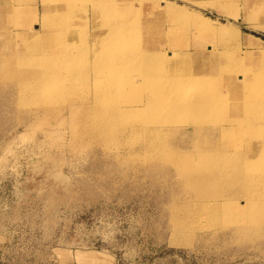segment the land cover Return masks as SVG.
I'll list each match as a JSON object with an SVG mask.
<instances>
[{"label": "rangeland", "instance_id": "obj_1", "mask_svg": "<svg viewBox=\"0 0 264 264\" xmlns=\"http://www.w3.org/2000/svg\"><path fill=\"white\" fill-rule=\"evenodd\" d=\"M51 1L0 0V264H264V207L210 220L196 206L231 195L246 199L236 194V181L223 179L209 188L191 181L202 162L196 154L208 148L219 154L223 137L216 130L200 131L194 122L202 120L205 130L227 127L220 117L225 113L161 106L153 112L134 106L155 94L163 78L145 92L144 84L130 88L121 71L137 64L140 70L150 68L142 58L157 40L142 44L134 39L114 50L97 38V50L104 49L110 62L93 60V32L109 35V26L120 23L115 19L138 15L131 19L134 24L157 27L164 34L161 46L188 45L208 67L219 68L221 83L231 72L234 82L246 86L251 76L245 68L264 78V0H162L164 5L153 13L149 0L136 5L134 0H98L96 13L93 0H74L69 21L55 27L44 24ZM94 13L98 23L92 26ZM199 17L206 22L199 23ZM67 23L74 27L67 40L73 42L75 57L58 64L75 67L71 90L54 92L61 82L54 77L43 87L46 93H40L32 80L41 77L47 62L41 59L29 68L14 63L29 56V45L56 42L51 31L63 32ZM246 35L261 42L250 44L255 42ZM135 46L142 47L135 56L115 59L114 52L125 54ZM157 65L163 77L192 67L171 56ZM115 80L126 82L128 89L113 94ZM261 84L264 92V79ZM94 94L110 99L99 107H116L121 115L112 120L107 109L96 115L88 111ZM183 94L194 92L188 88ZM229 137L236 144L237 132ZM255 188L251 183L246 190L252 194L249 199L264 202Z\"/></svg>", "mask_w": 264, "mask_h": 264}, {"label": "bare ground", "instance_id": "obj_2", "mask_svg": "<svg viewBox=\"0 0 264 264\" xmlns=\"http://www.w3.org/2000/svg\"><path fill=\"white\" fill-rule=\"evenodd\" d=\"M134 1L135 2H133V4L136 5L147 0ZM149 1L150 5L148 10L152 11V13L155 9H159L161 4H163L162 0ZM97 2L98 0H93L95 13L98 11L99 6L97 5ZM50 6L51 7L48 8V10L50 9V16L45 17L44 15V24H47V26L52 25L55 27L59 26L61 23L64 24L63 19H65V22H67V20L69 21L68 17H70V14L75 11L72 10V7H74V0H53L51 1ZM68 12H70V14H68ZM95 13L92 17L93 19L91 20L92 26L98 23ZM134 16L127 15L123 19H115L116 23L118 21L120 23L118 22L119 25L115 24L109 26V29L110 27L113 29L112 33L109 35L106 33L103 34L101 32H96V30L93 32V36L96 38L95 41L93 40V60L96 61L98 65H102L104 62V65H106L110 62L107 61L110 57L104 49L97 50L100 43L97 38L104 39L107 44L113 46L114 50L118 46L121 48V43L126 44L134 39L141 40L142 44H146L149 40H157V42H152L153 45H149L147 51L145 52V58H142V64H146L147 66H150V68L146 67V69L140 70V64H137L136 67H133L132 69L121 71L122 75H128L126 82L130 88H133L138 84H144L146 86V89L143 88L145 89V92L149 91L150 88H154L155 80L163 78L162 82H164V85L159 87L157 90L154 88L155 94L152 95V93H148L149 95L146 100L137 99L138 101H135L134 106L145 108L146 110L153 112H155L159 106L164 109H171L172 111H175L174 108H177L178 111L190 108L196 113L203 112L207 115L210 113H216L215 116L223 112L225 113L224 115L219 114L221 119L230 124L227 127L220 124L221 126H214L211 128L212 130H205L202 126V120L194 122L193 126L197 125L200 131L204 130L211 133L216 130V134L222 135L223 137L221 151L218 152L219 154L213 153L211 151L212 149L209 148L196 154V157L198 156L202 162H199V164H197L194 168L191 181L194 183L198 182L201 184L199 187H202L203 185L205 188H209L212 185L211 183L223 181V179L226 183H233L236 181L238 183V185L236 184L238 186V192L236 194L244 195L246 199L239 201L236 197L231 195L222 200H203L197 203V209L200 213H203L204 215L207 214L211 220L214 217L220 216H222L220 218H228L232 215H242L241 213L244 210H249L251 212L256 208H263L264 202L249 199L252 194L250 195L246 190L252 183V188L256 187V192H259V195L264 194V179L260 178V176H264V172L262 170V168H264V136L263 138L261 136V132H264V92H261L263 84L259 85L264 78L261 77V75L259 76L254 73L256 72V69L245 68L244 72L251 76V82H249L246 86H240L238 83L234 82L233 78L235 75L231 72L228 73V76L226 75V83H221L220 80L222 78L218 73L219 68L208 67V65L204 62V59L198 57L200 55L198 51H191L188 48V45H176L175 42L173 44L171 43L169 48L161 46L160 35L162 37L164 34H161L157 27L153 29L148 26L146 27L144 24H134L131 21ZM135 17L137 19L141 18L138 15ZM84 19L85 17L83 16V20ZM198 22L205 23L206 19L199 17ZM67 24L65 27L63 25L64 29L61 28L63 32L59 30L61 33L59 31V33L55 31L56 28H54V31H51L52 35H57L53 36L56 39H53L56 41L54 42L57 44L56 48L51 47L52 41L51 44L50 42H47V45L42 43L43 46H39L38 44L32 46L31 44L27 47L29 56L21 58L19 61L14 63L19 67L27 68L26 66H28L29 68L35 61L43 59L47 62V64L43 66L44 72H41V77H39L40 79L36 78L37 80H32V85L40 86L41 89L39 88L40 91H38L40 93H46L43 87H45L54 77L60 78L61 81L59 84L60 88H55L53 90L54 92L65 93L70 92L69 90H71L70 86L72 85V78L76 75L74 72L76 69L72 63L58 64L62 60H67L66 58L73 59L75 57V49L72 47L73 42H68L67 40V37H70V33L74 30V27L73 25ZM221 33L224 32L222 31ZM246 37L251 38L255 42L250 44L255 45L261 42L259 38L252 35H246ZM62 40H65V43L67 44H71L70 48L62 46L64 42ZM84 50L87 51V45ZM125 50L127 51L125 54L124 52H121L120 54L114 52L115 59L120 61L124 60L127 54L135 56L140 50H142V47L135 46L130 48V50L129 48ZM187 50L191 52H188ZM23 56L27 55H22V57ZM164 56H171L173 61L181 59L187 60L192 64V67L188 65L183 69L174 71L168 77H163L160 67L157 64H160V60L163 59ZM85 59H87V56H85ZM124 63H126V61ZM39 66H35V68L40 72L42 67L40 68ZM122 68H124V66ZM117 69L118 67H116V70ZM90 73V70H86L84 72V76H88ZM32 76L33 78L35 77V75L30 74V77ZM125 83L115 80L114 84H112L113 88L111 87L110 90L113 94L117 95L124 87L128 89ZM188 88H192L194 92V94L189 97L183 94ZM243 90H246L244 94L242 93ZM53 91H50V93ZM47 94H49V92ZM114 98L113 101L115 102L117 99ZM105 100L110 101L108 98H103L98 94H94L91 98L92 104L86 105V108H88V111L92 114L94 112L95 115L101 111V108L107 109L111 112L110 118L115 120L121 115V113H118L116 107H111L109 105L99 107L101 102ZM129 113L130 112H127L125 115H128ZM255 122H257L258 129ZM234 125H239V127L237 126L238 130L234 128ZM100 129L103 131V134L106 133L104 126H101ZM235 132L238 134V143L236 142V144H234L232 139L229 137V133ZM259 138L262 141H260ZM245 145L247 146L245 147ZM234 155H236L237 158ZM209 163L213 164L211 165ZM239 174L244 175L242 177L243 179L240 181L234 180V178ZM256 176L260 179L254 180ZM188 238H184L183 241H188ZM97 264L103 263L98 260Z\"/></svg>", "mask_w": 264, "mask_h": 264}]
</instances>
